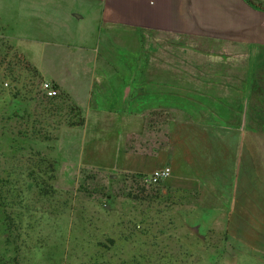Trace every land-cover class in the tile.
I'll return each mask as SVG.
<instances>
[{"label":"rangeland","instance_id":"rangeland-1","mask_svg":"<svg viewBox=\"0 0 264 264\" xmlns=\"http://www.w3.org/2000/svg\"><path fill=\"white\" fill-rule=\"evenodd\" d=\"M29 37L15 35L12 28L0 25V179L14 219L8 231L0 207V264H264V258L258 256L262 254L253 249L264 244V223L255 228L257 244L248 237H237L232 228L229 242L223 243L222 212L210 211L204 179L205 74L212 69L214 74L228 71L229 75L240 76L252 70L234 63L206 68L205 60L242 56L208 49L188 37L136 32L116 33L117 43L107 54L104 42L93 36L90 50H67L70 58H63L64 66L60 65L62 52H55V57L47 59V66L42 67L45 75L62 76L68 86L84 89L91 81L89 75L82 77L83 82L69 80L79 68L69 65L77 55L133 58L144 62L138 75L142 82L148 81L147 89L157 87L153 79L160 69V92L180 97L166 99L160 116L149 115L143 128L114 127L113 116L89 115L86 108V124L69 126L59 121L66 110L49 111L44 106L47 99L41 91L43 77L24 61H39L40 52ZM156 61H160V67ZM260 65L264 72V57ZM164 75L169 76L166 81ZM261 76L263 123L264 73ZM228 85L231 90L236 83L230 81ZM80 91L90 93L88 88ZM110 92L117 93L118 86ZM229 101L241 105L248 100ZM177 103L181 108L175 112ZM158 129L161 155L155 162L162 163L157 169L170 165L171 176L157 186H144L142 192L136 176L153 171H128L102 154L112 144L111 133L117 134L122 150L142 144L145 151L156 154L153 148L158 146ZM38 132H42L41 137ZM45 135L51 139H44ZM93 135L100 138L96 147ZM35 151L57 160L55 178L46 181L53 188L51 195L40 194L28 178L26 171L37 160ZM260 151L263 171V130ZM217 205L220 208L221 204ZM234 214L237 223L241 216L237 211ZM241 230L246 236L247 230ZM222 246L231 252L223 251Z\"/></svg>","mask_w":264,"mask_h":264},{"label":"crops","instance_id":"crops-1","mask_svg":"<svg viewBox=\"0 0 264 264\" xmlns=\"http://www.w3.org/2000/svg\"><path fill=\"white\" fill-rule=\"evenodd\" d=\"M0 25L3 29L12 28L15 35L31 36L28 41L35 43L40 52L39 61L31 63L43 79L50 77L61 90L68 92L82 112L86 108L89 115L113 116L112 125L118 128L123 125L127 129L143 128L149 115L160 116L166 99L180 97L160 92V69L153 79L157 87L149 90L148 81L139 80L138 68L143 66L142 60L77 55L69 65L79 68L69 80L83 82L82 77L89 75L91 81L83 89L68 86L67 79L62 76L45 75L42 69L48 64L45 61L61 51L60 65L64 66L63 58H70L67 50H90L93 36L104 42L103 49L108 54L110 47L117 43L115 35L118 32L183 36L199 40L208 49L244 57L205 60L206 68L229 67L234 63L235 66L252 67V70L240 76L237 73L229 75L228 71L214 74L212 69L205 74L208 90L205 97L204 179L208 185L206 196L212 206L210 211L222 212L226 237L223 243L229 242L230 228L237 237H248L258 243L255 228L264 223V170H261L260 151L261 131H264L260 110L261 75L264 73L260 69V60L264 57V0H0ZM156 62L160 67V61ZM166 77L169 76L164 75V81L168 79ZM230 81L236 83L231 90ZM116 86L118 92H110ZM87 88L89 94L81 93L80 90ZM230 98L248 101L238 105V102H230ZM180 108L173 110L178 112ZM116 135L111 133L112 144L102 156L109 155L124 165L125 170L133 172H151L160 167L162 163L156 165L155 162L157 155H161L160 129L156 134L158 146L153 148L156 154L145 151L142 144L122 150ZM92 137L93 145L98 146L99 136ZM171 162L175 164L174 160ZM236 211L241 216L237 223ZM231 213L234 216L230 221ZM242 217H246V221ZM241 229L247 230L246 236H242ZM261 245L264 244H257L258 247L253 249L264 258V246ZM226 247L230 248L228 244ZM222 250L231 252L224 246Z\"/></svg>","mask_w":264,"mask_h":264},{"label":"trees","instance_id":"trees-1","mask_svg":"<svg viewBox=\"0 0 264 264\" xmlns=\"http://www.w3.org/2000/svg\"><path fill=\"white\" fill-rule=\"evenodd\" d=\"M251 1V0H249ZM23 61V60H22ZM26 65L32 69L34 72L37 73L38 76H41L37 67H35L30 61L24 60ZM44 80V79H43ZM42 80V81H43ZM53 82V81H52ZM54 86L59 90L58 95L56 96H48L42 89L41 91L46 96L45 108L49 111L58 109L60 111L66 110V115L60 119L59 121L62 123V120L65 121L69 126H83L86 124V117L84 116L81 107L72 99L71 95L61 90L59 85L55 82ZM38 136L41 137L42 132H38ZM44 139H51L49 135L43 136ZM35 157L37 158L34 164H31L26 171L28 174V178L33 182L35 188L38 190L40 194L43 195H51L52 186L50 184H46L47 179L53 180L56 176L57 171V160L47 157L40 151L34 152ZM32 160V159H30ZM47 177V178H46ZM46 178V179H45ZM139 180L137 183L142 185L143 187L140 188L142 192H145V187L147 185L157 186L158 184H147L144 182L145 174H139L136 176ZM3 180L0 179V207L4 210V222L7 227V230H12L11 225L14 221L13 217L10 215L8 207L6 205V197L3 191L1 190ZM138 197V196H136ZM10 221V223H9Z\"/></svg>","mask_w":264,"mask_h":264},{"label":"built area","instance_id":"built-area-1","mask_svg":"<svg viewBox=\"0 0 264 264\" xmlns=\"http://www.w3.org/2000/svg\"><path fill=\"white\" fill-rule=\"evenodd\" d=\"M41 89L48 96H56L59 93V90L54 86V83L46 79L42 81ZM170 176H171V167L164 166L162 168L154 170L149 175L145 176L144 182L147 184H158L161 181L168 179Z\"/></svg>","mask_w":264,"mask_h":264}]
</instances>
